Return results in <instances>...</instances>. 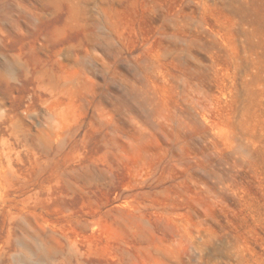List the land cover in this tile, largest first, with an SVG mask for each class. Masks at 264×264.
<instances>
[{
    "label": "rangeland",
    "instance_id": "obj_1",
    "mask_svg": "<svg viewBox=\"0 0 264 264\" xmlns=\"http://www.w3.org/2000/svg\"><path fill=\"white\" fill-rule=\"evenodd\" d=\"M0 264H264V0H0Z\"/></svg>",
    "mask_w": 264,
    "mask_h": 264
},
{
    "label": "bare ground",
    "instance_id": "obj_2",
    "mask_svg": "<svg viewBox=\"0 0 264 264\" xmlns=\"http://www.w3.org/2000/svg\"><path fill=\"white\" fill-rule=\"evenodd\" d=\"M135 97L137 98V95H135ZM138 100L141 104H144V105H148L151 103L150 102V99L148 97H142L141 99L138 97Z\"/></svg>",
    "mask_w": 264,
    "mask_h": 264
}]
</instances>
